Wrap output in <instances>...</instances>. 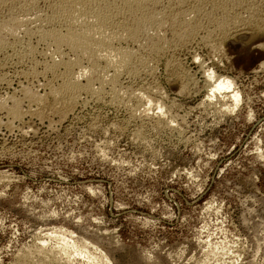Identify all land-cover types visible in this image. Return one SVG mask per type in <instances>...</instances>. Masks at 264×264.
I'll list each match as a JSON object with an SVG mask.
<instances>
[{"label": "rangeland", "instance_id": "rangeland-1", "mask_svg": "<svg viewBox=\"0 0 264 264\" xmlns=\"http://www.w3.org/2000/svg\"><path fill=\"white\" fill-rule=\"evenodd\" d=\"M251 37L193 42L175 54L184 76L162 59L122 79L162 104L148 117L85 94L58 104L49 75L0 57V99L43 96L9 128L0 112V264H264V34ZM205 72L233 83L236 106Z\"/></svg>", "mask_w": 264, "mask_h": 264}, {"label": "bare ground", "instance_id": "bare-ground-1", "mask_svg": "<svg viewBox=\"0 0 264 264\" xmlns=\"http://www.w3.org/2000/svg\"><path fill=\"white\" fill-rule=\"evenodd\" d=\"M261 32L264 34V0H0V57H13L17 63L29 61L32 68L27 70L26 80L49 75L47 92L61 105L71 106L85 94L95 102L133 106L136 115L143 105L147 107L140 111L144 115L151 107L158 112L162 104L154 99L153 104L137 86L138 91L124 87L122 79L142 81L154 75L157 61L162 59L166 70L184 76L175 54L193 42L213 50L227 40L233 45L248 42ZM33 40L45 48L46 57L39 53L47 58L40 66L42 73L35 69L39 54ZM205 73L210 96L222 94L236 106L239 95L231 91L233 83ZM21 93V99H0V112L9 120L2 126L9 128L25 115L24 102L28 108L41 103L42 95L25 87ZM61 241L62 251H66L69 242Z\"/></svg>", "mask_w": 264, "mask_h": 264}]
</instances>
